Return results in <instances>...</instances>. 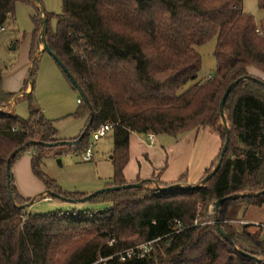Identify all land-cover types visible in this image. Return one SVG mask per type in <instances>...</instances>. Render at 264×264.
<instances>
[{"label": "trees", "instance_id": "16d2710c", "mask_svg": "<svg viewBox=\"0 0 264 264\" xmlns=\"http://www.w3.org/2000/svg\"><path fill=\"white\" fill-rule=\"evenodd\" d=\"M18 1L0 0V27L13 17ZM257 7L264 12V0H257ZM40 17L38 9V15L32 16V56L39 51ZM50 17L46 12L45 40L93 110L88 122L89 107L79 98L82 108L71 115L86 117L87 129L78 135L74 150H84L99 125L112 124L113 175L106 186L129 183L123 170L129 160L131 132L177 138L210 128L219 134L222 147L226 138L219 102L226 87L246 75L264 81L250 72L253 68L264 74V17L256 23L252 14L243 11L242 0H62L55 28L48 24ZM213 38L214 74L182 90L201 69L195 46ZM32 91L33 87L20 97ZM11 98L2 89L0 72V264H264L256 259L264 260L263 226L241 223L235 228L222 221L229 240L250 255L246 256L223 238L216 224L210 234L204 226L194 225L199 206L206 215L209 204L231 194L248 195L225 201L219 213L214 210L216 218L224 217L230 201L264 205V86L260 83L244 79L228 94L224 104L227 148L218 170L203 186L119 188L88 199L107 203L104 209L69 208L43 214L18 207L29 200L19 196L11 168L21 151L34 146V175L46 182V189L62 196L39 171L46 146L26 145L13 156L8 169L7 160L31 140L51 143L60 139L53 121L33 104L25 119L9 112ZM219 154L204 175L215 166ZM153 180L160 186L187 184L183 174L170 183L147 178L142 185ZM63 195L78 202L86 194ZM133 235L144 243L152 242V249L142 257L120 260L118 253L134 245L127 240ZM154 246H158L155 252ZM188 251L198 253L191 257Z\"/></svg>", "mask_w": 264, "mask_h": 264}, {"label": "rangeland", "instance_id": "374dc122", "mask_svg": "<svg viewBox=\"0 0 264 264\" xmlns=\"http://www.w3.org/2000/svg\"><path fill=\"white\" fill-rule=\"evenodd\" d=\"M39 1L43 5L45 12L52 14L48 24L51 28H55L56 15L62 11V0ZM243 6L248 13L254 16L256 23L264 17V12L258 10L257 0H243ZM38 9V5L32 0L18 1L15 5L13 17L7 19L3 25L4 31L0 33V72L11 74L7 85L11 87L12 97L14 98V95L19 91L22 93L29 92L31 87H33L30 96L20 97L13 100L12 103L9 102L7 108L9 112L12 111L15 115L24 119L28 117L29 104H33L41 110L46 119L53 121L57 130V138L60 141H73L75 139H70V137L79 135L86 125V117L78 119L71 115L82 108V105L77 102V99L80 98L79 92L56 61L46 52H42L36 57V62L31 72V63L35 58V55L32 56L30 54V43L34 30L32 16L38 15ZM38 47L40 50V44ZM195 49L201 56V69L197 73L196 78L188 82L182 90L208 78L216 70V58L214 55L216 38L202 45L195 46ZM250 72L264 79V74L258 70L251 68ZM18 80L19 83L21 82V88L28 84L29 90L15 88ZM220 124L222 126L221 120ZM158 136H165L168 141V144H162L164 145L165 153L163 157L162 155L160 156L161 159L170 160L182 153L178 142L180 137L175 138L167 134H158ZM69 146H72V148L67 150ZM73 147L74 145H56L46 147L41 151L39 171L44 178L52 180L55 184V190L62 193V196H64L63 194L72 196L76 193L90 191L96 187L91 191L93 192L106 187L104 185L111 181V178H106V173L112 171V162L109 157L112 155L110 152V149H112L111 132L94 143L95 157L91 161H83L81 159V150H74ZM31 150L37 152V148L34 146L21 151L11 168L14 184L20 193L22 192L25 195V199L28 198L29 201L32 200L34 195L46 190V182L35 176L32 171L31 159L33 155ZM156 158L158 159V157ZM175 185L187 188L184 183ZM141 187L156 189L153 183L142 185ZM19 196L23 198L21 194ZM107 206V203L99 201L90 202L85 200L73 203L57 197L52 198L48 197V195H43L27 205L26 209L31 213L43 214L57 209L66 210L76 207L77 209L89 208L98 210ZM214 210V204L211 203L207 206L206 215H204L203 207L199 206L194 225L204 226L208 234L213 232V225L217 222ZM224 211V217L218 219H220L221 223L222 221L231 222L235 228H238L241 223L264 224V205L256 206L246 203L245 200H234L227 203ZM127 240H133L134 242V245L130 248L144 243L137 240L135 235L129 236ZM153 248V252H155L158 246ZM197 253V251H188L187 255L193 257Z\"/></svg>", "mask_w": 264, "mask_h": 264}, {"label": "crops", "instance_id": "0c3cea01", "mask_svg": "<svg viewBox=\"0 0 264 264\" xmlns=\"http://www.w3.org/2000/svg\"><path fill=\"white\" fill-rule=\"evenodd\" d=\"M243 11L247 12L244 9V6ZM38 54L39 52L35 56ZM10 76L11 74L8 75V72H1L2 89L4 92L11 94V87L7 85L9 83ZM17 84L15 85V88L26 91L29 90L28 84H26L23 88H21V82L19 83V80L17 81ZM26 93L28 92L22 93L19 91L14 95V98L12 97L13 99H11L10 102L12 103L13 100L20 98L21 95ZM78 119H84V117ZM109 132H111V130ZM77 136L78 135L71 136L70 139H75ZM144 136L145 135L138 134L136 132H131L130 134L129 160L123 170L124 178L127 182H135L138 179L145 180L147 178L155 177L163 183H170L179 178V176L185 174L187 184H196L203 177L205 171L210 168L212 163L215 161L221 148V139L218 133L214 132L210 128H200L198 130L190 131L180 137L178 142L180 143L182 153H180L177 157L175 156L170 160L166 158L161 159L160 156L162 155L163 157L165 153L163 148L164 145L162 144H168V141L166 140L167 138L165 136L155 135V141L150 145ZM94 157L95 152L93 158ZM156 157H158V159ZM13 164H15V161ZM112 175L113 166L112 171H110V173L109 171L106 173V178H111ZM106 185L107 183L104 186ZM94 189L82 193L87 195ZM17 191L23 196V198H25V195L22 192L20 193L18 189ZM38 194L34 195V197Z\"/></svg>", "mask_w": 264, "mask_h": 264}, {"label": "water", "instance_id": "95a60500", "mask_svg": "<svg viewBox=\"0 0 264 264\" xmlns=\"http://www.w3.org/2000/svg\"><path fill=\"white\" fill-rule=\"evenodd\" d=\"M33 1L38 5L39 11H40V14H41V17H40L41 29H40L39 36H38V40H39V44H40L39 54L42 53V52L48 53L56 61V63L60 66V68L62 69V71L67 75V77L70 79V81L73 84V86L79 92L80 97L88 105L89 110H90V117H89L88 122H91L92 115H93V110H92L91 105L89 103L88 97L86 96L85 92L80 87V85L78 84V82L76 81V79L73 77V75L71 74V72L68 70V68L66 67V65L59 59V57L55 53H53L50 50V48H49V46H48V44H47V42L45 40V34H46V31H47V19H46L45 9H44L43 5L41 4V2L39 0H33ZM37 56H35L34 60L31 63V66L33 65V63L36 60V57ZM244 79H250V80H252L254 82H257V83H260L261 85L264 86V81L260 80L259 78L255 77V76H251V75H246V76L239 77V78L235 79L234 81H232V82H230L228 84V86L226 87V89H225V91H224V93H223V95L221 97V100L219 102V115H220L221 123H222V125L224 127V130H225V138H226V140L222 144V147H221V150H220V154H219V158L216 161L215 166L208 173H206L196 184H194V185L186 184V187L187 188H199V187L203 186V184L207 180H209L215 174V172L218 170V168H219V166L221 164V161H222V157H223V155H224V153L226 151V148H227V139L229 137V126H228V123H227V120H226V117H225V114H224V104H225L226 98H227L228 94L230 93V91L237 85V83H239L240 81H242ZM86 129H87V126L84 127L83 132L80 134V136L83 135V133H84V131ZM78 140H79V138H77V139H75L73 141H58V142H51V143H43V142H40V141L31 140L28 143H26V144L20 146L19 148L15 149L10 154V156H9V158L7 160V169H8L9 163H10L11 159L13 158V156L16 153H18L20 150H23L26 147V145H30V144L31 145L44 144L46 147H53V146H56V145H74V144H76L78 142ZM142 184H143V180H140L138 182H129V183L124 184L122 186H106V187L97 189V190H95V191H93V192L85 195L84 197L80 198L79 201L88 200V199L96 196L97 194L103 193L105 191L117 190L119 188L140 187V186H142ZM153 184L159 190H171V189H175V188H178L179 187L177 185L162 187L159 184H157L154 180H153ZM182 187L180 186V188H182ZM257 194L258 193H255L254 195H257ZM43 195H49V196L57 197V198H60L62 200L69 201V202H73V203L74 202H77V200H75V199L66 198V197L61 196L60 194H58V193H56V192H54V191H52L50 189H46L43 192H41L40 194H38L37 196L33 197L31 201H29L27 203H24V204H21L18 207H20V208L26 207L27 205L31 204L34 200H36L37 197H40V196H43ZM245 195H248V194L247 193H243V194H231V195H228V196L219 198L214 203V208H215L216 213H219L221 211V206H222V204L225 201L230 200V199H236V198H238L240 196L242 197V196H245ZM10 196L13 199L12 195H10ZM216 226H217L218 232L223 236V238L226 239V240H229V237L226 234V232L223 230V228L221 226V221L218 218H217ZM229 242H230V244L234 245L233 241L229 240ZM234 248L237 249V250H239L235 245H234ZM239 251L242 254L246 255V256H250L248 253H245V252H243L241 250H239ZM256 259L258 261H263L264 262V260H262V259H259V258H256Z\"/></svg>", "mask_w": 264, "mask_h": 264}, {"label": "built area", "instance_id": "2783aa9c", "mask_svg": "<svg viewBox=\"0 0 264 264\" xmlns=\"http://www.w3.org/2000/svg\"><path fill=\"white\" fill-rule=\"evenodd\" d=\"M4 31V27H0V33ZM77 102H80V99H77ZM112 124L111 123H103L99 125L96 129H94L91 133L89 143L87 147L81 151V159L85 162L91 161L94 155L93 145L94 143L99 140L100 138L106 136V134L111 130ZM145 139L147 140L148 144H153L155 141V134L152 132H148L144 134ZM258 226H263L264 224L261 223H254ZM264 237V235H263ZM152 249V242H145L139 246L134 248H128L120 253H118L120 260H124L129 258L133 255H137L138 257H142L145 253L149 252Z\"/></svg>", "mask_w": 264, "mask_h": 264}]
</instances>
